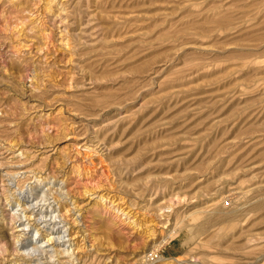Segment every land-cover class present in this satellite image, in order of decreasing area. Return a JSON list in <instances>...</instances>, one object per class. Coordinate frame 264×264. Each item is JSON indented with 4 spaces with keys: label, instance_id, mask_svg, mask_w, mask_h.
<instances>
[{
    "label": "rangeland",
    "instance_id": "374dc122",
    "mask_svg": "<svg viewBox=\"0 0 264 264\" xmlns=\"http://www.w3.org/2000/svg\"><path fill=\"white\" fill-rule=\"evenodd\" d=\"M0 145L5 213L103 198L77 264H264V0H0Z\"/></svg>",
    "mask_w": 264,
    "mask_h": 264
},
{
    "label": "bare ground",
    "instance_id": "6f19581e",
    "mask_svg": "<svg viewBox=\"0 0 264 264\" xmlns=\"http://www.w3.org/2000/svg\"><path fill=\"white\" fill-rule=\"evenodd\" d=\"M2 148L4 149L5 146ZM5 151H9L11 157L9 159L7 157L0 158V176L1 174L2 177L6 176L8 183L1 185H4V187L16 186L19 184V180L28 173L27 170H25L27 172L21 171L25 167L22 163L24 162L23 159L28 158L27 151L25 152L17 147L14 149L12 146L5 148ZM3 160L4 162L6 160V162L3 163ZM3 167L10 171L3 173ZM31 174L33 176L34 172L31 171ZM45 178L40 179L39 177V180H37L38 178H35L36 181L34 180L36 185H42L39 192L40 200L36 202L35 206L32 204V199H34L37 191H35V186L34 188L32 185L31 188L27 186L29 189L27 188V191L23 190L22 197L19 194L20 198L17 194L18 190L15 192L16 194L11 192L10 189L4 193L6 196L4 202L11 209L7 213L2 210L3 207L0 209V229L7 228L9 233L7 238L11 249L7 250L8 243L3 242L4 238L0 242L3 247L1 252L8 254L7 261L9 260L12 264L32 263L31 261H35L34 263L37 261L39 264H77L88 252H85L86 248L83 247V244H80L85 239L82 235V228H84L82 225L83 211L91 206L93 202L95 206H98L104 202L103 198H91L90 202L83 208L78 200L72 198L71 194L74 193L68 189L69 184L67 181L48 182L47 179L43 180ZM0 196L2 197V195ZM36 207H39V209L37 210Z\"/></svg>",
    "mask_w": 264,
    "mask_h": 264
}]
</instances>
